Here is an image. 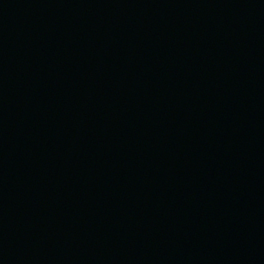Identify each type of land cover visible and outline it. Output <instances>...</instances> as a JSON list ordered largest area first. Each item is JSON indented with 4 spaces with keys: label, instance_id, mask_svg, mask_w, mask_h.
I'll return each instance as SVG.
<instances>
[{
    "label": "water",
    "instance_id": "water-1",
    "mask_svg": "<svg viewBox=\"0 0 264 264\" xmlns=\"http://www.w3.org/2000/svg\"><path fill=\"white\" fill-rule=\"evenodd\" d=\"M14 0H0V76L9 34Z\"/></svg>",
    "mask_w": 264,
    "mask_h": 264
}]
</instances>
